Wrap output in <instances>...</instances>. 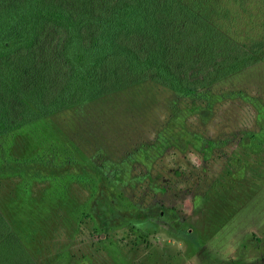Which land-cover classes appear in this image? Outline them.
Returning <instances> with one entry per match:
<instances>
[{
	"label": "rangeland",
	"instance_id": "374dc122",
	"mask_svg": "<svg viewBox=\"0 0 264 264\" xmlns=\"http://www.w3.org/2000/svg\"><path fill=\"white\" fill-rule=\"evenodd\" d=\"M158 90L107 151L79 108L0 136V207L38 264H264V63L155 134L173 98Z\"/></svg>",
	"mask_w": 264,
	"mask_h": 264
},
{
	"label": "trees",
	"instance_id": "16d2710c",
	"mask_svg": "<svg viewBox=\"0 0 264 264\" xmlns=\"http://www.w3.org/2000/svg\"><path fill=\"white\" fill-rule=\"evenodd\" d=\"M260 63L264 0H0V136L79 108L101 119L107 151L124 132L117 117L146 116L158 89L173 98L155 134L185 101ZM0 264H38L1 207Z\"/></svg>",
	"mask_w": 264,
	"mask_h": 264
}]
</instances>
